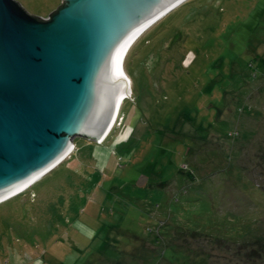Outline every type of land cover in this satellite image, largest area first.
Listing matches in <instances>:
<instances>
[{
	"label": "rangeland",
	"instance_id": "rangeland-1",
	"mask_svg": "<svg viewBox=\"0 0 264 264\" xmlns=\"http://www.w3.org/2000/svg\"><path fill=\"white\" fill-rule=\"evenodd\" d=\"M123 64L110 134L0 201V264H264V0H187Z\"/></svg>",
	"mask_w": 264,
	"mask_h": 264
},
{
	"label": "water",
	"instance_id": "water-1",
	"mask_svg": "<svg viewBox=\"0 0 264 264\" xmlns=\"http://www.w3.org/2000/svg\"><path fill=\"white\" fill-rule=\"evenodd\" d=\"M185 1L62 0L43 21L0 0V200L59 164L76 136H106L131 85L126 48Z\"/></svg>",
	"mask_w": 264,
	"mask_h": 264
},
{
	"label": "bare ground",
	"instance_id": "bare-ground-1",
	"mask_svg": "<svg viewBox=\"0 0 264 264\" xmlns=\"http://www.w3.org/2000/svg\"><path fill=\"white\" fill-rule=\"evenodd\" d=\"M152 24H154V23H152ZM152 24H151V25H152ZM151 25H150V26H151ZM150 26H149V27H150ZM149 27H147V28H149ZM147 28H146V29H147ZM146 29H145V30H146ZM145 30H144V31H145ZM144 31H143V32H144ZM143 32H141V33H140V34H139V35L133 40V42H131V43L129 44V46L126 48L125 53H124V56H123V58H122V67H123V65H124V64H123V61H124V57L126 56L127 51L129 50L130 46L135 42V40H137ZM123 70H124V68H123ZM125 74H126V73H125ZM126 76H127V75H126ZM127 78H128V77H127ZM129 81H130V80H129ZM129 87H130V85H128V89L125 90L124 93H122L115 114L118 113V111H119V107H120V105H121L122 99L125 98V96H128V95L130 94V88H129ZM115 114H114V116H115ZM113 118H114V117H113ZM111 123H113V120L111 121ZM111 123H110V125H111ZM110 125H109V126H110ZM100 140H101V139H100ZM100 140H98L97 143H100ZM67 156H69V154H67L63 159H65ZM41 177H42V176H41ZM41 177H40V178H41ZM37 180H38V179H37ZM30 185H31V184H30ZM30 185H29V186H30ZM18 192H19V191H18ZM18 192H15V193H13L12 195H9V196L11 197V196H13L14 194H16V193H18ZM9 196H7V197L1 199L0 201H4V200L8 199Z\"/></svg>",
	"mask_w": 264,
	"mask_h": 264
},
{
	"label": "trees",
	"instance_id": "trees-1",
	"mask_svg": "<svg viewBox=\"0 0 264 264\" xmlns=\"http://www.w3.org/2000/svg\"><path fill=\"white\" fill-rule=\"evenodd\" d=\"M62 6V0H61V2H60V5L53 11V12H51L50 14H49V16L48 17H50L51 15H53L60 7ZM192 16H190V18H191ZM169 23V22H168ZM167 26H168V24H164L163 26H162V28H160V29H162V31L164 30V27H165V29H167L168 31H169V28L171 27H169V28H167ZM159 31V30H158ZM176 33V32H175ZM177 34V33H176ZM110 132H111V130L108 132V135L110 134Z\"/></svg>",
	"mask_w": 264,
	"mask_h": 264
},
{
	"label": "built area",
	"instance_id": "built-area-1",
	"mask_svg": "<svg viewBox=\"0 0 264 264\" xmlns=\"http://www.w3.org/2000/svg\"><path fill=\"white\" fill-rule=\"evenodd\" d=\"M41 20L46 21V20H48V17H47L46 19H41ZM120 117H121V113H120V111H118V113H116L115 116H114V118H113V123H112V125H114L115 121H116L118 118L121 119Z\"/></svg>",
	"mask_w": 264,
	"mask_h": 264
},
{
	"label": "clouds",
	"instance_id": "clouds-1",
	"mask_svg": "<svg viewBox=\"0 0 264 264\" xmlns=\"http://www.w3.org/2000/svg\"><path fill=\"white\" fill-rule=\"evenodd\" d=\"M132 42H133V41H132ZM130 43H131V42H130ZM128 46H129V45H128ZM120 106H121V105H120ZM119 111H120V107H119ZM113 126H114V125L111 124V127H110L109 131L111 130V128H112ZM109 131H108V132H109Z\"/></svg>",
	"mask_w": 264,
	"mask_h": 264
},
{
	"label": "flooded vegetation",
	"instance_id": "flooded-vegetation-1",
	"mask_svg": "<svg viewBox=\"0 0 264 264\" xmlns=\"http://www.w3.org/2000/svg\"><path fill=\"white\" fill-rule=\"evenodd\" d=\"M251 264H255V263H251Z\"/></svg>",
	"mask_w": 264,
	"mask_h": 264
}]
</instances>
